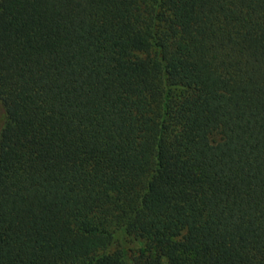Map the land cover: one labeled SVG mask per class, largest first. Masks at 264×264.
I'll return each mask as SVG.
<instances>
[{"label": "trees", "instance_id": "trees-1", "mask_svg": "<svg viewBox=\"0 0 264 264\" xmlns=\"http://www.w3.org/2000/svg\"><path fill=\"white\" fill-rule=\"evenodd\" d=\"M0 264H264V0H0Z\"/></svg>", "mask_w": 264, "mask_h": 264}]
</instances>
